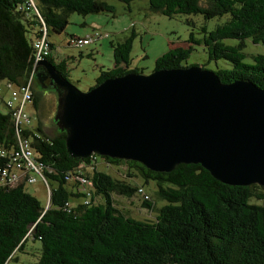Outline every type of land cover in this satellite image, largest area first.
<instances>
[{
    "label": "trees",
    "instance_id": "obj_1",
    "mask_svg": "<svg viewBox=\"0 0 264 264\" xmlns=\"http://www.w3.org/2000/svg\"><path fill=\"white\" fill-rule=\"evenodd\" d=\"M116 1L128 4L132 0ZM146 1L151 10L167 17L186 16L190 26L185 43L155 57L152 70L203 68L195 63L182 65L197 45L207 61L228 64L229 68L213 70L221 82L249 81L264 90V52L250 54L251 63L242 61L245 42L264 48V0ZM112 11L106 0H0V83L10 92L30 81L36 54L33 42L41 37L47 53L40 60L66 78L65 60L47 39L48 31L62 32L70 13ZM191 15L218 20L209 30L205 24L195 30ZM132 36L133 32L109 41L112 67L98 65L93 86L102 79L138 71L129 68ZM73 37L69 36L68 45ZM6 100L0 97L7 108L0 113V168L11 164L17 135L27 139L49 192L46 206H41L24 190L25 176L34 174L30 170H19L14 181H0V264L23 253L27 240L38 242L33 264H264V186L222 183L198 163L153 171L137 161L95 153L72 157L65 149L63 130L48 137L39 119L34 129L21 128L14 123ZM28 104L37 110L33 89ZM97 159L114 165L123 162L124 178L98 169ZM132 170L144 183L151 181L155 195L163 201L153 219L133 218L114 202V194L128 197L138 191Z\"/></svg>",
    "mask_w": 264,
    "mask_h": 264
},
{
    "label": "water",
    "instance_id": "obj_2",
    "mask_svg": "<svg viewBox=\"0 0 264 264\" xmlns=\"http://www.w3.org/2000/svg\"><path fill=\"white\" fill-rule=\"evenodd\" d=\"M33 75L50 79L53 121L72 157L95 153L153 171L198 163L222 183L264 186V90L249 81L223 83L190 65L127 72L80 91L45 60Z\"/></svg>",
    "mask_w": 264,
    "mask_h": 264
},
{
    "label": "rangeland",
    "instance_id": "obj_3",
    "mask_svg": "<svg viewBox=\"0 0 264 264\" xmlns=\"http://www.w3.org/2000/svg\"><path fill=\"white\" fill-rule=\"evenodd\" d=\"M106 2L113 9L111 14L96 13L82 16L70 13L62 32L48 31L47 33V39L55 46L57 55L65 60L66 79L80 91H86L93 86L94 78L100 70L98 65H101V69L112 66L109 41L119 40L133 32L129 52V68H137L140 73L147 74L153 69L155 57L171 46L184 44L188 36L190 26L185 23L187 17L184 15L167 17L151 10L146 0H132L128 4L116 0H106ZM189 19L194 22L195 30L201 24H205L209 30L218 20L213 18L203 21L200 15H191ZM94 31H98L101 36L85 46L72 47L67 44L70 35L83 37L92 34ZM195 36L197 37L198 34ZM224 42L227 44L234 43L232 40H224ZM262 51L264 52V48L261 45L245 42L243 48L245 56L242 61L251 63L250 54ZM38 61L34 63L33 67ZM192 63L202 65L204 69L212 71L217 68H229L228 64L222 60H218L216 63L207 61L203 49L197 45L194 46L189 57L182 61V65ZM31 75L29 87L34 89V75L33 73ZM9 94V88L3 87V84L0 83V97L5 101L9 98ZM39 98L37 107H40L41 115L30 104L23 105L22 112L29 117V123L22 126L34 129L39 119L44 134L52 137L56 135V126L52 116L56 97L53 92H48L44 95L39 94ZM16 104L17 101H14L12 107H15ZM6 112L7 108L0 101V113ZM95 166L116 178H124L127 171L123 162L114 165L97 159ZM132 172L135 174L133 182L138 187V191L128 197L114 194V202L133 218L153 219L156 209L163 204V201L155 195L151 181L144 183L136 171L132 170ZM24 190L33 195L41 206H46L49 189L42 179L36 178L31 183L25 182ZM70 200L79 199L70 198ZM144 201L150 203L151 206H145ZM37 248V241L27 240L25 251L15 253L14 258L9 260L7 264H33L36 259Z\"/></svg>",
    "mask_w": 264,
    "mask_h": 264
},
{
    "label": "built area",
    "instance_id": "obj_4",
    "mask_svg": "<svg viewBox=\"0 0 264 264\" xmlns=\"http://www.w3.org/2000/svg\"><path fill=\"white\" fill-rule=\"evenodd\" d=\"M101 34L98 31H94L87 37H73L69 40L71 46L77 47L80 45H86L89 42L98 39ZM33 45L36 49L35 62L41 59V55H46L47 48L44 44V38H37L34 40ZM29 82L20 88H12L10 90V97L6 100V106L11 107V116L14 119V123L22 128V125L27 124L29 117L22 112L23 105L30 102V87ZM14 101H17L15 107H12ZM32 150L28 146V140L20 138L17 135V149L14 151L11 157V164L7 167L0 168V181L6 179V181H14L19 177L18 171L21 169L33 171L34 174H27L25 181L27 183L34 182L36 178H40L45 182L40 168L34 163L32 159ZM95 158V156H93ZM83 181V179H81ZM46 183V182H45Z\"/></svg>",
    "mask_w": 264,
    "mask_h": 264
},
{
    "label": "flooded vegetation",
    "instance_id": "obj_5",
    "mask_svg": "<svg viewBox=\"0 0 264 264\" xmlns=\"http://www.w3.org/2000/svg\"><path fill=\"white\" fill-rule=\"evenodd\" d=\"M112 67V66H111ZM110 67V68H111ZM44 76V75H43ZM42 76V77H43ZM49 81H50V79H49V77L48 76H44L42 79H41V81L37 78V77H35V75H34V92H35V94H36V97L38 98V101H39V99L41 98H39V94H41V95H44V94H47L48 92H53L54 93V95H55V97H56V94H55V92H54V90H53V88H52V86L49 84ZM37 111H38V113L41 115V112H40V107H37ZM55 112H56V102H55V109H54V113H53V115L55 114ZM53 123L55 124V126H56V128H55V132L57 133V132H59V131H61L59 128H58V126L56 125V123L53 121Z\"/></svg>",
    "mask_w": 264,
    "mask_h": 264
},
{
    "label": "crops",
    "instance_id": "obj_6",
    "mask_svg": "<svg viewBox=\"0 0 264 264\" xmlns=\"http://www.w3.org/2000/svg\"><path fill=\"white\" fill-rule=\"evenodd\" d=\"M95 25V24H94ZM96 26V25H95Z\"/></svg>",
    "mask_w": 264,
    "mask_h": 264
}]
</instances>
